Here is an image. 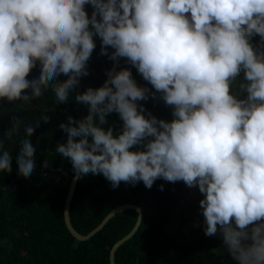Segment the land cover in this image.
<instances>
[{
	"label": "clouds",
	"instance_id": "9594fccd",
	"mask_svg": "<svg viewBox=\"0 0 264 264\" xmlns=\"http://www.w3.org/2000/svg\"><path fill=\"white\" fill-rule=\"evenodd\" d=\"M94 37L101 55L124 58L155 91L129 68L109 70L103 86L75 95L89 111L60 123L67 140L56 153L77 179L102 174L114 189L157 179L198 187L205 235L219 231L238 264H264V0H0V99L24 106L51 90L66 103L89 75ZM37 63L39 77L27 79ZM241 72L243 99L230 91ZM157 93L171 121L138 103ZM111 113L123 122L116 134L104 127ZM33 132L24 128L16 157L25 177L36 167ZM11 163L0 140V171Z\"/></svg>",
	"mask_w": 264,
	"mask_h": 264
},
{
	"label": "trees",
	"instance_id": "16d2710c",
	"mask_svg": "<svg viewBox=\"0 0 264 264\" xmlns=\"http://www.w3.org/2000/svg\"><path fill=\"white\" fill-rule=\"evenodd\" d=\"M89 16L93 11L86 5ZM253 38V43L259 41ZM96 48L88 61L89 75L80 79L66 103L56 104L51 90L40 98L21 106L23 101L0 99V140L4 150L11 153L12 171H0V264H108L110 245L130 231L136 212L124 209L114 215L90 238H73L63 221L62 204L73 166L68 158L56 153L58 143H66L67 134L59 128L68 116L76 120L87 114V105L77 103V93L87 88H98L109 69L111 59L101 55V40L94 37ZM113 49L109 48V53ZM129 68L138 85L152 86L135 67L120 58L114 71ZM39 63L27 79L38 78ZM243 72L232 83L230 91L239 99L246 97L239 85L244 82ZM61 74L58 80H66ZM30 94V90H26ZM158 119L171 121L172 107L165 104L160 94L147 101H139ZM15 117L20 118L17 132L11 139L5 137ZM48 117L45 122L43 119ZM107 129L119 133L123 122L117 113L107 117ZM31 124L34 132L29 139L36 149L35 170L30 177L18 174L16 157L24 128ZM136 150L135 148L132 149ZM48 166L44 167V162ZM161 185L163 190H161ZM190 191V192H189ZM198 187L189 188L182 181L175 183L157 179L149 189L143 182L135 186L121 182L113 188L100 174H88L76 180L68 207L71 224L80 233L94 228L114 206L122 203L138 205L142 219L137 231L113 254L114 264H238L228 253L222 236L205 235V223L199 201L203 199ZM180 231V233L178 232ZM182 231V232H181Z\"/></svg>",
	"mask_w": 264,
	"mask_h": 264
},
{
	"label": "water",
	"instance_id": "95a60500",
	"mask_svg": "<svg viewBox=\"0 0 264 264\" xmlns=\"http://www.w3.org/2000/svg\"><path fill=\"white\" fill-rule=\"evenodd\" d=\"M119 59L120 58H118L117 61L111 60L108 71L109 70L114 71V68H115L117 62L119 61ZM106 79H108L107 75L105 76L103 82L101 83V85L99 87L103 86V84H104ZM88 111L89 110L87 108V114H88ZM100 175L104 179H106L102 174H100ZM76 180H77L76 173L74 171H72L71 176L69 178V182H68L65 198H64V201H63V204H62L63 221L65 223L66 229L69 231L68 233L73 238L75 237L78 240H84L86 238L87 239L90 238L97 231H100L105 226V224L114 215L118 214L119 212L123 211L124 209H132V210H134L136 212V220H135V223H134L133 227L130 229V231L127 232L126 234H124L122 237H120L116 241H114L110 245V247L108 249V253H107L108 264H114V261H113L114 251L121 244H123L125 241H127L134 234V232L137 231L138 227L140 226L141 219H142V210L140 209V207L138 205H135V204H131V203L118 204V205L114 206L112 209H110L109 212L102 218V220L94 228H92L90 231H86L85 233H80V232H78V230L75 229V227L72 226L71 220H70V216H69V213H68V207H69V203H70V200H71V197H72V193H73V189H74Z\"/></svg>",
	"mask_w": 264,
	"mask_h": 264
},
{
	"label": "flooded vegetation",
	"instance_id": "af4514ba",
	"mask_svg": "<svg viewBox=\"0 0 264 264\" xmlns=\"http://www.w3.org/2000/svg\"><path fill=\"white\" fill-rule=\"evenodd\" d=\"M190 192V191H189ZM180 233V231H178ZM182 232V231H181Z\"/></svg>",
	"mask_w": 264,
	"mask_h": 264
}]
</instances>
